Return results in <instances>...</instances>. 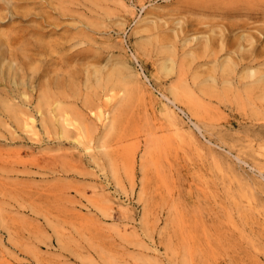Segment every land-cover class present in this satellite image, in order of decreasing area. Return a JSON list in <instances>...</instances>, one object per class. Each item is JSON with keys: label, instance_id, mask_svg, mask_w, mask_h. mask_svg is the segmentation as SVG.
I'll use <instances>...</instances> for the list:
<instances>
[{"label": "rangeland", "instance_id": "obj_1", "mask_svg": "<svg viewBox=\"0 0 264 264\" xmlns=\"http://www.w3.org/2000/svg\"><path fill=\"white\" fill-rule=\"evenodd\" d=\"M5 1L0 264H264V0Z\"/></svg>", "mask_w": 264, "mask_h": 264}, {"label": "bare ground", "instance_id": "obj_2", "mask_svg": "<svg viewBox=\"0 0 264 264\" xmlns=\"http://www.w3.org/2000/svg\"><path fill=\"white\" fill-rule=\"evenodd\" d=\"M214 1L216 2L217 0H214ZM214 1H213V2H214ZM218 1H219V0H218ZM223 1H224V0H223ZM239 1H240V0H237V1H236V0H233L232 2H233V3H237V4H239V5H243L244 7H246V4H251V3H250L251 1H249V0H242L241 2H239ZM5 2H7V0H6ZM8 2H9V1H8ZM225 2H226V1H225ZM225 2H223V3H225ZM232 2H231V3H232ZM253 2H254V1H253ZM228 3H229V1H228ZM261 3H262V2H261ZM221 4H222V2H221ZM252 4H253V3H252ZM252 4H251V5H252ZM251 5H250V7H251ZM230 6H233V5H230ZM241 7H242V6H241ZM247 7H248V6H247ZM233 8H234V7H233ZM237 9H238V8H237ZM59 10H60V9H59ZM244 11H245V10H244ZM227 15H228V14H227ZM222 16H223V15H222ZM233 26H234V25H233ZM247 26H248V25H247ZM250 27H251V26H250ZM225 28H227V27H225ZM237 28H238V27H237ZM245 28H246V27H245ZM241 30H242V29H241ZM225 31H227V30L225 29ZM225 31H224V29L221 30V28H220V29H219V32H218L216 35H219V37H220V36L222 37V36L225 34V33H224ZM262 32H264V31H262ZM5 34H6V33H5ZM216 35L214 34V36H216ZM226 35H227V34H226ZM214 36H212L213 38H209V39H207L205 42H203V43L201 44V45H202L201 47H202L205 51H206L207 49H208V51H209V49H210L212 43H214V41H213V40H214ZM258 36H259V35H258ZM3 37H5V40H3V41L1 40V41H2V43H1L2 46H5L4 49H6V50L9 52V54H10V55L12 54V56H13V53H14V52L12 51V52H13V53H12L10 49H9L10 51L8 50V48H9V44H8V43H10L11 40H9V37H8V39H7V38H6V35L3 36ZM10 37H11V36H10ZM226 37H228V36H226ZM215 38H216V37H215ZM224 38H225V37H224ZM255 38H256V37H255ZM255 38H254V40H255ZM258 38H259V37H258ZM6 39L8 40V41H7L8 43H6ZM11 39H12V38H11ZM224 40H225V39H224ZM224 40H223V41H224ZM244 40L249 41L250 44L255 45V48H254V51H255V49H256V44H257V46H258V43H256V44L253 43L254 41H253L252 34H250V36H248V38H246V39H244ZM256 40H257V39H256ZM256 40H255V41H256ZM27 41H28V40H27ZM27 41L25 40L26 44H27ZM219 41H220V40H219ZM223 41H222V44H223ZM238 41H239V40H238ZM259 41H260V40H259ZM18 42H19V41H18ZM256 42H257V41H256ZM262 42H264V40H262ZM11 43H12V42H11ZM20 43H21V42H20ZM239 43H240V42H239ZM259 43H260V42H259ZM17 44H18V43H17ZM21 44H22V43H21ZM29 44H30V43H29ZM32 44H33V43H32ZM48 44H49V43H48ZM230 44H231V46L228 45V46H229V48H228L229 51H232V49H234V48L236 49L237 46H236V47H235V46H232L233 41H232ZM13 45H14V44H13ZM24 45H25V44H24ZM24 45H23V46H24ZM259 45H261V44H259ZM18 46H19V45H18ZM20 46H21V45H20ZM29 46H30V45H29ZM239 46H240V45H239ZM25 47H26V46H25ZM40 47H41V46H40ZM221 47H222V45H221ZM224 47H225V46H224ZM258 47H259V46H258ZM45 48H46V46H45ZM213 48H214V47H213ZM213 48H212V49H213ZM243 48H244V47H243ZM252 48H253V47H252ZM252 48H251V49H252ZM40 49H41V48H40ZM235 49H234V50H235ZM237 49H238V48H237ZM260 49H262V48H260ZM6 50H5L4 52H6ZM26 50H27V49H26ZM28 50H29V49H28ZM221 50H222V49H221ZM223 50H224V48H223ZM247 50H248V49H247ZM262 50H264V49H262ZM0 51H1V50H0ZM208 51H207V52H208ZM212 51H213V50H212ZM249 51H250V50H249ZM8 52H6V53H8ZM22 52H23V50H22ZM234 52H235V51H234ZM259 52H264V51H261V50H260ZM1 53H2V52H1ZM20 53H21V52H20ZM23 53H25V52H23ZM49 53H51V52H49ZM54 53H55V52H54ZM208 53H209V52H208ZM208 53H207V54H208ZM244 53H245V52H244V49H243V54H244ZM252 53H253V49H252V50L250 51V53L247 54V55H253L254 53H253V54H252ZM2 54H3V53H2ZM243 54H242V55H243ZM261 54H262V53H261ZM14 55H15V53H14ZM16 55H21V54H18V53H17ZM22 55H23V54H22ZM25 55H26V54H25ZM25 55H23V57H25ZM28 55H29V54H28ZM239 55H240V54H239ZM247 57H248V56H247ZM10 58H11V57H10ZM21 58H22V57H21ZM242 58H243V57H242ZM24 59H26V58H24ZM26 60H27V59H26ZM52 61H53V60H52ZM94 72H95V71H94ZM94 72H93V73H94ZM110 72H111V71H110ZM107 73H108V72H107ZM251 74H252V73H251ZM251 74H250V76H251ZM107 75H108V74H106V77H108ZM110 75H111V74H110ZM112 75L114 76V73H113ZM95 76H96V75H95ZM116 77H117V76H116ZM108 78H110V76H109ZM110 79H111V78H110ZM111 80H112V79H111ZM262 80H264V79H262ZM54 84H55V83H54ZM46 85H47V83H46ZM55 85H56V84H55ZM260 88H261V87H260ZM43 92H45V90H43ZM41 98H42V97H41ZM42 99H43V98H42Z\"/></svg>", "mask_w": 264, "mask_h": 264}]
</instances>
